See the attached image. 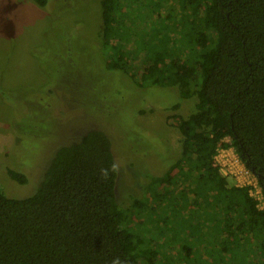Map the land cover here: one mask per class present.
Returning a JSON list of instances; mask_svg holds the SVG:
<instances>
[{
  "label": "trees",
  "instance_id": "trees-1",
  "mask_svg": "<svg viewBox=\"0 0 264 264\" xmlns=\"http://www.w3.org/2000/svg\"><path fill=\"white\" fill-rule=\"evenodd\" d=\"M157 1L165 4L147 21L134 15L138 20L128 22L123 0H99V46L107 70L196 97L192 113L170 116L181 135L179 157L160 174L146 173L143 196L123 207L108 135L99 128L77 134L57 147L30 195L0 191V264H153L157 250L128 227L133 209L145 206L160 234L165 230L158 227L171 224L178 239V225L185 231L204 223L220 230L223 254L231 255L232 241L251 248L249 264H264V205L247 187L229 184L214 160L218 147L232 146L255 175L264 203V0ZM138 21L153 25L149 35L134 36L130 24ZM5 171L18 183L27 180L21 171ZM172 195L181 204L166 203V215L151 208ZM185 233L180 247L190 256Z\"/></svg>",
  "mask_w": 264,
  "mask_h": 264
},
{
  "label": "rangeland",
  "instance_id": "rangeland-1",
  "mask_svg": "<svg viewBox=\"0 0 264 264\" xmlns=\"http://www.w3.org/2000/svg\"><path fill=\"white\" fill-rule=\"evenodd\" d=\"M123 3L128 22L132 16L145 22L155 6L165 4ZM100 20L99 0H47L44 6L34 0H0V191L6 196L23 198L34 192L57 147L92 128L102 129L111 140L114 191L123 207L143 196L146 173L160 174L179 157L181 135L170 116L192 113L196 97L180 98L176 85L140 86L128 72L104 68ZM139 21L130 24L134 36L149 35L153 25ZM5 168L23 172L26 182L11 179ZM169 202L181 204L179 195L150 206L163 216ZM133 213L128 227L157 250L153 264L252 261L251 248L235 247L232 241L231 255L223 254L215 227L192 223L185 233L178 225V240L171 235V224L158 227L164 234L150 226V207ZM182 233L193 249L190 256L180 247Z\"/></svg>",
  "mask_w": 264,
  "mask_h": 264
},
{
  "label": "built area",
  "instance_id": "built-area-1",
  "mask_svg": "<svg viewBox=\"0 0 264 264\" xmlns=\"http://www.w3.org/2000/svg\"><path fill=\"white\" fill-rule=\"evenodd\" d=\"M226 141H228V138H226ZM214 160L219 171L228 179H231L229 184L247 187L249 196L256 200L257 206L259 208L263 207L262 190L255 175L244 165L232 146L218 147L214 154Z\"/></svg>",
  "mask_w": 264,
  "mask_h": 264
},
{
  "label": "clouds",
  "instance_id": "clouds-1",
  "mask_svg": "<svg viewBox=\"0 0 264 264\" xmlns=\"http://www.w3.org/2000/svg\"><path fill=\"white\" fill-rule=\"evenodd\" d=\"M103 175H107V173L105 172V173H103ZM113 264H119V261L118 260H116V261H113Z\"/></svg>",
  "mask_w": 264,
  "mask_h": 264
}]
</instances>
